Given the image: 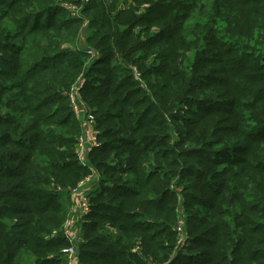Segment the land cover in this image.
Listing matches in <instances>:
<instances>
[{"label": "trees", "instance_id": "obj_1", "mask_svg": "<svg viewBox=\"0 0 264 264\" xmlns=\"http://www.w3.org/2000/svg\"><path fill=\"white\" fill-rule=\"evenodd\" d=\"M94 174L85 264H264V0H0V264H65Z\"/></svg>", "mask_w": 264, "mask_h": 264}, {"label": "built area", "instance_id": "obj_2", "mask_svg": "<svg viewBox=\"0 0 264 264\" xmlns=\"http://www.w3.org/2000/svg\"><path fill=\"white\" fill-rule=\"evenodd\" d=\"M91 55L92 60L98 59V55L94 50L88 51ZM137 77H139L138 71H136ZM86 84V79L79 80L78 84L72 89L70 95V106L73 109V112L78 120L85 121L86 124L90 126V130L86 133H83L78 141L76 147V153L80 163L83 166H89L88 155L89 152L94 148H99L102 146L100 141L97 128V121L95 116L92 113L85 114L83 107L77 102V92L83 88ZM97 176L95 174L83 182H81L76 188L71 189L70 198H71V212L68 215V220L63 226V233L68 241V246L63 250L64 252V261L65 264H85L80 257V246L83 241L81 237V230L79 224H82L84 218L91 210V194L90 191L83 189V185L90 181L95 180ZM74 213V221L69 220L70 214ZM76 222L78 224L76 225ZM183 241V238L179 240V243ZM184 245V244H183Z\"/></svg>", "mask_w": 264, "mask_h": 264}, {"label": "rangeland", "instance_id": "obj_3", "mask_svg": "<svg viewBox=\"0 0 264 264\" xmlns=\"http://www.w3.org/2000/svg\"><path fill=\"white\" fill-rule=\"evenodd\" d=\"M124 1V0H123ZM128 6L127 4H122L121 5V8L122 9H126ZM95 15V14H94ZM86 25V24H85ZM90 33H92L91 31H89L88 29L84 28L83 30V33L81 34V36L78 38V40L75 41V44L78 45V47H84L86 46V37L88 35H90ZM94 184V182L92 180L86 182L82 187L83 189L87 190V191H91V185ZM71 199V198H70ZM68 213L71 212V200H70V205L68 207V210H67ZM74 213H71L70 214V217H69V220H72L74 221ZM68 220V218H67ZM78 224V222H76V225ZM79 226H81V224H79ZM80 230H81V227H80ZM110 230L113 231V233H115L116 231H118L117 228H114V227H110ZM119 232V231H118Z\"/></svg>", "mask_w": 264, "mask_h": 264}]
</instances>
